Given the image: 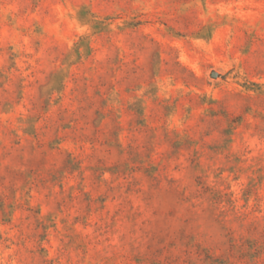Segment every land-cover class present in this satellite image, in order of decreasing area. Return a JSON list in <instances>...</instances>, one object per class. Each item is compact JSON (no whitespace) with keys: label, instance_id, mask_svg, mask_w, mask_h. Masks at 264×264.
Returning <instances> with one entry per match:
<instances>
[{"label":"rangeland","instance_id":"rangeland-1","mask_svg":"<svg viewBox=\"0 0 264 264\" xmlns=\"http://www.w3.org/2000/svg\"><path fill=\"white\" fill-rule=\"evenodd\" d=\"M0 264H264V0H0Z\"/></svg>","mask_w":264,"mask_h":264},{"label":"water","instance_id":"water-1","mask_svg":"<svg viewBox=\"0 0 264 264\" xmlns=\"http://www.w3.org/2000/svg\"><path fill=\"white\" fill-rule=\"evenodd\" d=\"M213 75H214V76L217 75V72H214Z\"/></svg>","mask_w":264,"mask_h":264}]
</instances>
